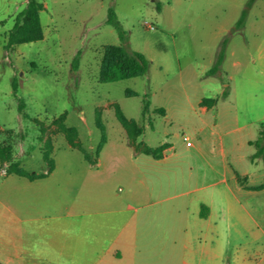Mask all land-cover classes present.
<instances>
[{
    "label": "rangeland",
    "instance_id": "1",
    "mask_svg": "<svg viewBox=\"0 0 264 264\" xmlns=\"http://www.w3.org/2000/svg\"><path fill=\"white\" fill-rule=\"evenodd\" d=\"M37 1L42 40L7 49L27 1L0 0V144L9 149L5 169L15 164L35 174L46 172L51 144L54 170L46 182L29 185L16 175L5 184L10 175L0 169V188L9 196L21 188L35 203L57 205L78 203L97 186L120 197L129 190L172 197L166 203L182 211L185 264H208L191 222L201 205L212 204L217 240L210 247L223 258L218 264H236L241 255L245 264H264V191L237 190L264 189V165L251 161L255 148L248 144L264 133V0L253 3L240 26L249 0ZM110 8L126 32L125 47L148 60L145 75L101 83L106 48L123 45L106 25ZM223 42V60L212 73ZM117 110L143 129L136 143L166 145L163 159L134 152ZM98 118L106 143L97 156ZM62 126L97 164L67 144ZM243 172L237 184L231 177Z\"/></svg>",
    "mask_w": 264,
    "mask_h": 264
},
{
    "label": "crops",
    "instance_id": "2",
    "mask_svg": "<svg viewBox=\"0 0 264 264\" xmlns=\"http://www.w3.org/2000/svg\"><path fill=\"white\" fill-rule=\"evenodd\" d=\"M51 175L34 181L20 178L33 185L46 182ZM237 175L248 173H233L236 182ZM97 187L83 193L78 203L57 205L35 203L21 188L16 189V196H9L1 185L0 264H185L182 211L178 212L177 203H166L172 197L132 190L120 197ZM237 190L264 191H247L239 184ZM232 206L230 201L228 207ZM213 215L212 204L201 205L191 222L200 260L206 256L208 264L223 260L210 247L217 240ZM236 264H245L243 255Z\"/></svg>",
    "mask_w": 264,
    "mask_h": 264
},
{
    "label": "trees",
    "instance_id": "3",
    "mask_svg": "<svg viewBox=\"0 0 264 264\" xmlns=\"http://www.w3.org/2000/svg\"><path fill=\"white\" fill-rule=\"evenodd\" d=\"M25 8L16 16L14 25L8 33L6 48L10 49L15 45L26 44L31 42L40 41L43 38V28L40 22V13L43 6L37 0H26ZM256 0H249L247 8L242 12L239 26L244 23L247 15V10L253 5ZM159 9V5H158ZM106 25L111 26L117 33L121 43L123 45H113L106 48L103 60H102V71L100 74L101 83L117 82L130 78H136L143 76L147 73L149 62L143 54L137 51L128 50L124 43L127 41L126 32L123 26L119 22L115 11L110 8L107 12ZM224 56V42L223 47L217 57L214 66L211 69L212 73L218 70ZM78 53L75 56L73 63L77 64ZM16 84L13 82V91L16 93ZM226 96V93H223ZM23 103H20L19 111L23 109ZM115 117L122 128L126 131L129 144L137 154H144L151 156L157 160L163 159V151L166 145H162L157 148H150L141 143H136V137L143 133V129L136 126L133 120L127 119L124 114L117 110ZM97 128L101 131V142L98 145L97 153L101 151L104 144L106 143L105 127L100 119H97ZM62 131L65 133L67 144L72 149L81 151L83 157L90 164H97V159H90L88 154L82 152L79 148L78 143L74 141L73 130L62 126ZM250 146H254L255 152L251 156V161L260 158L264 165V133L259 132L257 139L253 142L248 143ZM9 149L0 144V169L4 170L6 176L16 175L18 177L26 178L29 181L42 179L50 175L54 170V161L50 158L52 151V145H48V149L44 153V160L47 163V170L42 174L27 173L21 169H18L15 164L11 165L8 169H5V165L9 163L10 157L8 154Z\"/></svg>",
    "mask_w": 264,
    "mask_h": 264
},
{
    "label": "built area",
    "instance_id": "4",
    "mask_svg": "<svg viewBox=\"0 0 264 264\" xmlns=\"http://www.w3.org/2000/svg\"><path fill=\"white\" fill-rule=\"evenodd\" d=\"M184 141H185L187 146L191 145V142H190V140L187 137H184Z\"/></svg>",
    "mask_w": 264,
    "mask_h": 264
}]
</instances>
